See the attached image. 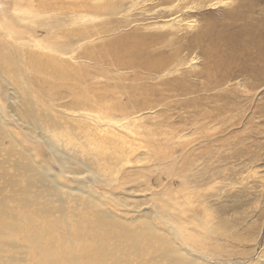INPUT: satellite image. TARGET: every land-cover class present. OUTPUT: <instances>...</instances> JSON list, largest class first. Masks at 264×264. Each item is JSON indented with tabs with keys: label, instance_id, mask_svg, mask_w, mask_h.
Segmentation results:
<instances>
[{
	"label": "rangeland",
	"instance_id": "rangeland-1",
	"mask_svg": "<svg viewBox=\"0 0 264 264\" xmlns=\"http://www.w3.org/2000/svg\"><path fill=\"white\" fill-rule=\"evenodd\" d=\"M41 1L0 0V160L7 159L0 162V172L6 178V181L0 178V211L20 208L18 195L13 191L18 185L8 181L9 177H15L12 162L18 158V146L9 141V133L25 147L39 146L45 156L37 159L43 167L49 166L57 176L63 177L61 183L70 187L88 183L102 200L105 198L111 210L118 209L126 219L141 216L154 206L147 215L156 216L155 225L163 228L168 227L159 218L182 221L197 231L215 222L224 241L217 237L211 243L198 237L197 242L206 241L209 246L215 243L219 259L231 264L234 258H239V251L244 252L239 249L240 245L232 243L231 233L237 229L249 239L248 245L255 242L254 253L263 249L264 0H184L185 8L174 14L177 19H184L183 24L187 21L194 24L179 32L186 37L179 51L184 60L177 70L156 76L144 75L138 68L121 69L118 63L124 61V52L128 54L133 45L132 40L118 41L116 37L133 30L138 36L147 34L149 44L133 52V56L145 55L154 48L151 46L154 36L163 31L156 30L155 21L167 20V13L147 18L149 15L141 16L132 10L134 16L123 19V24L118 20L120 15L93 19L105 23L108 31L94 28L91 36L80 39V46L67 55L72 57L69 62L63 58L55 62L43 52L36 56L41 50L36 45L40 37L28 36L29 41L21 38L38 19H64L55 9L48 13L49 18L37 12ZM145 3L148 5L150 1ZM160 6L156 8H168L164 3ZM200 30L204 36L195 39ZM49 35L50 32L41 37L46 46L50 45ZM115 43L126 48L114 50ZM20 45L26 47L23 54L19 51ZM17 74L26 81L27 97L37 103L38 113L44 116L45 112L55 121L51 123L49 118L44 126L51 128L53 134L61 135L62 131L67 134L60 139L63 146H54L55 153L47 145L48 128L34 125L24 114L26 107L16 89L24 94L18 85L12 80H5L6 83L1 80ZM123 97L130 101L137 98L136 102L148 106L137 123L141 127L137 132H126L111 124V116L117 121L122 118L119 115L123 114ZM102 116L106 117L101 120ZM66 137L70 141L66 142ZM97 141L100 145L96 143L93 148L92 142ZM93 150L98 153L94 156L98 161L96 166L108 172V177L113 176L114 181L93 179L95 165L85 159L93 155ZM117 154H129V163H123ZM62 157L70 161L73 169L79 170L82 182L67 171L60 162ZM118 163L121 165L116 175L113 170ZM68 205L75 208L67 206V221L58 208L36 216L37 223L41 224L40 234L48 238L45 242L58 258L62 253L71 255L72 251L81 256V245L93 252V241L84 232L86 223L77 220L92 219L99 228L93 234H104L111 249L114 244L117 248L118 238L104 229L118 233L119 229L136 228L142 232V228L149 226L145 218L116 223L108 215L91 212L93 206H78L74 202ZM7 221H12L10 215ZM29 235L17 233L5 238L16 237L30 245ZM144 240L141 249L148 247ZM121 246L125 248L126 244ZM242 258L248 262L246 257ZM80 260L73 264L88 263L82 257ZM108 262L101 254L93 258V264ZM150 262L147 264H153ZM64 264L72 263L65 261Z\"/></svg>",
	"mask_w": 264,
	"mask_h": 264
},
{
	"label": "bare ground",
	"instance_id": "bare-ground-1",
	"mask_svg": "<svg viewBox=\"0 0 264 264\" xmlns=\"http://www.w3.org/2000/svg\"><path fill=\"white\" fill-rule=\"evenodd\" d=\"M147 1H150V4L147 5L145 3ZM183 1L184 0H42L37 12L45 13L49 18L51 16L48 13L55 9L60 14L64 15V19L59 17H52L53 19H38L36 24L27 28L28 35L24 34L21 38H28V36L29 38L40 37V40L37 39L36 45L40 47L41 50L38 51V53L36 52V56L43 52L46 56L51 57L55 62L62 60V58L66 62H69L72 57H67V55L80 46L78 44L80 39L84 36L86 38L90 37L94 28L108 31V27L105 26V23L100 22L101 20L93 21V19H98L103 16L106 18L107 16L120 15V19L118 20L121 24H123V19H128L127 17L133 15L132 10H135V12L137 11V13L141 16L149 15L147 18H152L154 14L164 15L163 13H167V20L162 23L155 21L157 24L155 26L156 30L158 28L160 30L163 29V31L158 32L154 36L156 37L153 39L155 42L152 41L153 43H151V46L154 48L149 50L151 52H148L145 55H141L140 57L133 56V52L137 53V48L144 49V45L149 44L147 43V39H149L147 34L138 36L132 29L133 31L125 33L120 37H116V40L124 38V40H126L124 42L132 40L133 45V49L129 50L128 54L124 52V61L118 63V66L121 69L132 70L138 68L139 71H137L142 74L145 73L144 75L153 73L156 76L162 72L166 74L172 70H177L180 63L184 60L179 56V51L184 42L182 39L186 37H184V34L179 35V32L186 26L190 27L194 25L193 22L188 21L185 22L186 24H183L182 21L184 19H177L178 16L174 15L176 12L185 8ZM162 3L167 4L168 8L157 9L156 7H161L160 4ZM84 17H88V20H83ZM143 26L146 25L143 24ZM110 30L111 29H109V31ZM48 32H50V45L46 46L43 44L41 37L48 34ZM200 32L201 30L196 32L195 39L204 36V32ZM29 38L28 41L30 40ZM178 44L179 46H177ZM117 48H119V51H122L126 47L125 45L115 43L114 50ZM161 49H168V51L163 52ZM19 51L23 54L26 51V47L20 45ZM66 57L68 59H65ZM88 58H90V56ZM50 61L52 62L51 59ZM186 62L184 61V63ZM141 76L143 77V75ZM133 79L135 80L136 77ZM1 80L4 83H6L5 80H12L14 85H18L19 90L24 94L22 95L16 89V93L20 95L21 102L23 101L22 104L26 107V109H23V112L27 119L32 121L34 125L44 128L46 127L44 125L49 118H51V123L55 122L52 119V116L46 114L45 112H43L44 116L38 113L39 109L37 108V103L33 99L27 97V83L20 74L11 78H1ZM122 90H124V88H122ZM170 90H172V88H170ZM121 94L123 93L121 92ZM135 99L137 98L130 101L123 97L121 100L123 101V114L119 115L122 116V118L117 121L113 119L115 116H111V124H116L126 132H133L138 130V128H141L137 123L140 121L141 117H143V109L148 106L141 105V102H136ZM142 99H144V97ZM129 107L131 109H129ZM105 117L106 116H102L100 119L102 120ZM137 125L138 127L136 129L135 127ZM46 128H48L47 131L50 134L49 137H47L49 141L47 145L52 153H55L56 150L54 146L62 145L60 139L64 138L66 132L62 131L61 136L59 133L53 134L51 128ZM2 131L7 132L4 129H2ZM7 137L11 143L18 146V158L16 161L12 162L14 165L15 177L14 179L9 177L8 181L10 183H17L18 185L16 188L13 187V191L18 195L20 208L17 207L14 210L12 208H8L6 212L3 210L0 211V264H64L65 261L73 264L80 262L81 257L83 261H88L87 264H93V258L99 254L109 260L107 264H147L148 261H151L150 263L153 264H231V262H223V260L219 259L220 255L218 253L219 251L216 252L215 250V243L213 247L209 246L206 241H203L204 243L201 244L197 242L198 237L208 240V242H216L218 238H220V241H224L221 237L223 236L222 232L215 228V222L213 225L210 223L207 229L197 231L195 229L193 230L189 226H186L182 221L176 222L173 219L167 221L165 218H159L162 220V225L168 227L163 228L162 226L155 225L156 216L147 215V213H152L154 206L151 207L152 209H150L149 212L135 217L141 219L145 218L146 224L149 225L148 227L142 228V232L136 228L119 229L118 233L109 228L104 229L105 233L116 234V237L118 238L116 247L119 249L114 247L115 244L112 249L109 248L108 240L105 239L104 234H93L96 233L99 228L96 223L94 224L92 219L77 220L78 223H86V229L84 232L87 234L88 238L93 241V252H91L86 246L81 245L80 250L83 256L82 254L79 256L76 252L72 251L70 252L73 253L71 255L62 253L59 255V258L56 257L55 255L57 253L51 248V245H47V241L45 242L48 238L44 239L39 232L41 224L37 223L38 219L36 216L49 214L53 211H57L58 208V211L61 213V217L66 220L65 213L67 206H69L68 203L74 202L78 206H93L91 212L108 215L110 218H113L116 223L125 224V222H134L136 219H126L118 209L111 210L109 208L110 206H107L105 203V198L102 200L100 196L95 193L94 188L92 191L88 183L82 182L83 177L78 176L80 173L79 170L73 169L72 164L69 160H67V158L62 157L60 162L64 165L68 172L76 175V178L81 180V185L70 187L65 183H61V179L63 177L57 176L51 167H43L40 159H37L38 156L41 159L45 156L40 151L39 146L32 145V147H30L29 145V147H25L20 142L13 139L9 133H7ZM120 140L123 142L122 138H120ZM65 141H70V139H67L66 137ZM96 143L100 145V142L98 141L92 142L93 148ZM97 155L98 153L93 150V155L85 157L89 164L95 165L93 166V179H102L104 182H108L109 180L114 181L115 178H113V176L108 177V172H104L96 166L98 161L94 158V156L97 157ZM117 156L123 158V163H129V154H123L122 156L117 154ZM0 162H7V159H2ZM119 165H121V163H118L115 166V169L113 170L114 174L119 172ZM2 177H4V173L0 172V178ZM52 178L55 182H53ZM4 179L6 181L5 177ZM22 181H24V184H21ZM82 195H85L86 198H82ZM88 197H92L93 199L89 200ZM56 201L59 202L57 206ZM69 207L72 208L73 206ZM7 215H10L12 219L11 222L7 221ZM32 216L34 218H30ZM150 232L155 235H146ZM17 233H31V235L28 236L30 245L21 243V239L16 237H12L10 239L5 238L6 235L14 236ZM242 234L243 233H241L239 229L231 233L232 243L240 245L241 248L239 249L244 250L242 253L239 251V258H234L232 263L264 264V248L261 250L259 249L257 254L256 252L254 253L257 249L255 242L251 243L252 245L249 243L251 246L248 245L247 242H249V239L243 237ZM77 239L78 241L80 240L79 237ZM143 240L148 247L141 249L140 247ZM123 243L126 244L125 248L121 246ZM110 244L112 245V243ZM130 247H132V249H130ZM148 249H150V253L147 252ZM37 250L40 251L41 254L36 253L37 255H35L34 253ZM227 253L229 254V252ZM130 254H132V257L128 256ZM242 257H246L248 262H244V258ZM241 260H243V262H241Z\"/></svg>",
	"mask_w": 264,
	"mask_h": 264
}]
</instances>
